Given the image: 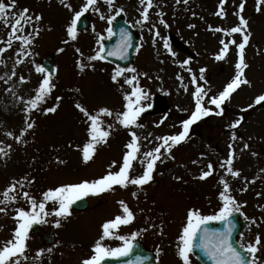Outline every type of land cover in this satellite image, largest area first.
<instances>
[{
    "label": "rangeland",
    "instance_id": "rangeland-1",
    "mask_svg": "<svg viewBox=\"0 0 264 264\" xmlns=\"http://www.w3.org/2000/svg\"><path fill=\"white\" fill-rule=\"evenodd\" d=\"M86 2L17 0V7L10 10V19L15 18L12 14L25 7L30 9L29 14H42L43 17L35 25L40 30L39 36L28 46L13 39L12 47L8 48L6 42L11 29L0 21V47L7 49L5 53H0V59L4 61L0 63V141L3 142L2 146H12L7 157L0 156V194L10 184L27 177L23 189L18 187L14 193L18 195V200L8 205L0 204V207H7L6 212H0V246L12 238L17 227L16 209L30 208L22 191L29 192L39 201L42 193L49 188L104 175L112 161L117 162L113 170H118L132 131L141 137V151L150 150L159 143L155 140L157 136L182 131L181 122L188 119L195 108L192 95L195 85L191 83L192 73L188 68L196 74L198 83L208 91L209 97L218 95L235 75L238 50L234 45H229V52L223 60L215 57L222 47L221 40L228 42L235 39L240 42L242 36L228 35L215 29H230L238 25L239 4L244 2L245 8L241 14L249 21L252 33L245 49L246 63L249 65L245 75L251 83L242 85L222 104L223 114L220 115L216 114L219 109L208 104L206 97L204 105L212 108V113L191 126L186 141L174 147V159L164 156L162 162H157L153 180L148 184L142 187L129 185L127 188L116 185L112 191L89 195L90 207L85 214L71 211V216L67 218L45 217L47 222L41 223L43 229L61 232L65 244L61 250H56L53 245L45 246L41 238L40 241L36 240L30 234L26 251L28 259L22 264L33 261L50 264L51 258L56 255L59 259L53 264H81L84 258L92 254L90 250L102 235L103 223L122 214L120 200L130 206L136 218L131 224L122 225L117 236H130L132 232H138L143 242L157 254L156 264H183L178 255V237L186 223L187 213L193 208L203 215L218 213L223 206L219 197L223 190L221 177L228 181L230 194L235 197L248 223L241 242L247 246L259 234L262 244L255 254L258 257L255 264H264V102L255 104V98L264 94V5L258 12L257 0H226V15L220 16L217 15L220 0L187 3L183 0L179 3L177 0H154L153 8L149 9V21L138 24L137 21L142 20L144 7L140 0H114L112 6L106 0H97L96 5L85 12L91 16V26L86 32L77 33V38L72 40L67 28L75 12ZM69 4L71 8L67 7ZM120 8L124 9L127 21L139 32L141 41L135 64L114 82L111 79L117 68L114 64L99 59L89 61L88 57L96 55L101 48L102 38L109 35L108 17L114 16ZM161 18L166 24L160 23ZM189 25L195 27L190 28ZM24 27L25 31L18 35L33 32V25ZM156 30L159 36H155ZM168 32L175 33L196 53L197 58L183 65L182 62L189 56L168 42L176 53L173 56L164 46L165 40L168 41ZM22 46L31 53L30 56L17 55ZM77 48L80 52L76 51ZM55 50H60L57 70L52 78L55 88L40 108L29 114L24 111L26 101L34 96L45 75L37 72L36 66L40 65V60L46 54ZM18 60L22 63H17ZM80 63L88 66L81 71ZM133 67L135 73L129 71ZM201 68L206 69L204 80L199 79ZM132 75L137 76L135 83L148 94L142 103L152 105L139 117L138 123L144 127L125 128L115 120V116L103 117L105 126L113 124L114 128L108 142L99 145L93 159L85 163L82 148L89 139L88 124L75 104L80 102L91 112L101 107L110 108L114 114L123 111L126 103L124 95L134 87L124 81ZM20 76L25 77L24 82L20 81ZM178 76L183 77V83ZM183 84L188 85L187 91ZM57 97L62 98L57 111L45 114L43 109L57 104ZM250 104L254 107L249 108ZM29 115L35 121V127L24 134V142H17L15 137L20 135ZM241 117L243 119L238 127H229ZM9 131L13 132V136L7 135ZM234 132L236 139H233ZM149 133L152 135L148 136ZM146 136L151 143L143 139ZM245 143L249 145L248 148H244ZM230 144L236 149L233 167L240 170L239 177L227 173L226 168H220L229 155ZM57 157L64 162L59 163ZM209 162L214 166L213 174L207 179H199ZM142 173L143 165L134 162L131 175ZM54 207L49 202L47 210L52 211ZM56 219L61 220L59 227L55 225ZM105 243L108 247H117L122 241L107 238ZM49 248L52 249L50 253L46 251ZM41 249L45 251L38 255ZM67 254L76 255L74 263L65 259ZM190 264H199L191 254Z\"/></svg>",
    "mask_w": 264,
    "mask_h": 264
},
{
    "label": "snow or ice",
    "instance_id": "snow-or-ice-1",
    "mask_svg": "<svg viewBox=\"0 0 264 264\" xmlns=\"http://www.w3.org/2000/svg\"><path fill=\"white\" fill-rule=\"evenodd\" d=\"M141 4L144 5L142 11V20L137 21V23L149 21V9L153 8L154 0H140ZM180 0H177L179 3ZM187 3V0H184ZM63 3V0H61ZM97 3V0H87V2L81 7L79 11L75 12L74 18L72 19L71 24L67 28V34L72 39L77 38V23L80 21L81 17L85 12L89 10L90 7H94ZM106 3L109 6L114 4V0H106ZM226 0H220V7L217 15L225 16L224 4ZM261 5H264V0H257L256 10L261 11ZM17 7V0H0V21L10 27L11 31L9 33V39L7 40V47L11 48L13 39L17 41H22L23 46H28L33 43L35 37H38L40 30L35 25L42 21V14H29L30 9L23 8L18 12L12 14L15 18L10 19V10ZM71 8V5H67ZM245 8V3L241 2L239 4V24L231 27L230 29L217 28L215 31L225 32L228 35L231 34H240L242 39L240 42H237L235 39H231L228 42L224 40L220 41L222 47L219 49L218 54L216 55L217 60H223L229 52V45H234L238 50V60L235 64V75L230 82L226 84L222 91L219 92L216 96H208V91L205 90L204 86L198 83L197 76L192 72L191 68H188V71L192 73L191 83L195 85V91L192 93L195 108L191 113L188 119H185L181 122L182 131L176 134H169L163 136L155 137L156 141H159L154 147L147 151H141V137L135 131L130 133V141L125 145L126 151L122 157V162L119 164L118 170H113L117 162L112 161L109 165V170L102 176L95 179H83L77 183H67L60 186L49 188L42 193V199L39 201L36 197L32 196L27 191H22V195L30 203V208L25 209L20 207L16 209L15 219L18 221L17 227L14 229L12 238L8 239L6 243L0 246V264H22L23 261L28 259L26 255L27 251V241L29 239L30 229L34 224L46 223L45 217L55 216L60 218H67L71 216L72 205L77 201L82 200L89 195H99L106 191L114 190V186L119 185L121 187L127 188L129 185L135 186H144L153 180V173L156 170V165L158 161L162 162L164 156H168L174 159L172 156V151L174 147L180 145L182 142L186 141L189 137V132L191 126L204 116H208L212 113L213 109L206 107L204 105L205 98H208V104L214 105L219 111L217 115L223 114L222 104L228 100L231 95L239 89L242 85L250 84L251 82L247 79L245 75V70L249 67L246 63L245 58V49L250 42L252 36L251 31L249 30V21L241 14ZM96 11H99L98 8H95ZM124 9L120 8L116 15H119L123 12ZM162 16V13L160 14ZM104 18V17H101ZM115 19V16L108 17L109 23ZM161 24H166V21L161 18ZM33 25V32L28 35H18L25 31V25ZM189 27H195L194 25H189ZM212 27L211 25L209 26ZM155 29V25H153ZM152 29H150L151 31ZM108 33L110 35L114 34L111 27L108 28ZM160 33L158 30L155 31V36H159ZM121 39L117 45L108 52L110 56H120L121 59L125 58V54L128 48L132 47V37L131 34L126 29L120 30ZM155 42V39H154ZM21 47L17 55L23 54V56H30L31 53L26 50L25 47ZM165 48L173 56L176 55L175 52L169 47L168 41L164 42ZM6 48L0 47V53H5ZM63 51V49H61ZM77 52H80V49H76ZM104 51L101 47L96 55L88 57V60H104L106 57L101 55ZM191 57L182 62L183 65L189 64ZM0 63H4L0 59ZM17 63H22L18 60ZM88 65L80 63L79 67L81 71L84 70ZM36 71L39 73H45L43 79L39 82L38 87L35 90L34 96L29 98L26 101V106L24 111L31 113L33 110L40 108V105L46 101L47 97L52 93L55 88V84L52 81L51 73L48 72L43 66L37 65ZM132 73L136 72V69L133 67L129 69ZM206 69L201 68L199 70L200 80H204V73ZM125 69L116 68L114 70L111 79L116 82L119 77L124 76ZM16 73L13 71L12 73ZM144 75H147L145 73ZM21 82L25 81L24 76L19 77ZM137 76L132 75L129 78L125 79V84L134 85L131 92L125 93L124 99L126 101L124 105V110L121 112L113 113V111L108 107H101L95 112L88 110L86 106L82 103L77 102L75 108L78 109L83 116L86 118V123L88 124L87 134L88 141L83 145L82 148V159L85 163L92 160L97 147L101 144L107 143L108 138L111 135V132L114 128L113 124H107L105 126V120L103 117H112L115 116V120L125 128L131 126L144 127L143 124H139V117L146 111L147 108H151V104L146 106L142 103L143 100L147 99V93L135 82H137ZM178 79L183 83V77L178 76ZM184 90H188V85L183 84ZM22 99V98H21ZM57 104L52 107L44 108L43 111L45 114L54 113L59 107V101L61 97H57ZM264 102V94H260L255 98V104H261ZM249 108L254 107L253 104L248 105ZM243 117L236 120L229 127L236 128L240 125ZM163 123V120L160 121ZM35 127V121L29 118L25 121V127L21 129L20 135H17L15 139L17 142H24L23 137L25 133H28L29 130ZM8 136H13V132H7ZM152 134L149 133L148 136ZM148 136L143 139L151 143L152 141L148 140ZM233 139H236L235 132L233 133ZM3 142L0 141V156L7 157L11 151L12 146H2ZM79 147V146H78ZM247 143L244 144V148H248ZM229 155L228 157L220 164V168H226L227 173L232 176L239 177L241 175L240 170H234V157L236 149L230 144L229 145ZM163 150V151H162ZM255 155V153H253ZM59 163L64 161L60 160L57 157ZM134 162L140 165H143L142 175L132 176L131 171L134 168ZM195 163V161H194ZM207 170L201 172L199 179L204 180L209 178L214 171V166L211 162L207 164ZM264 171V170H262ZM176 179H180L177 177ZM27 180V177L21 178L20 181L10 184L2 194V199H0V204L8 205L14 203L18 200V195H15L17 188L21 190L24 186V181ZM220 183L223 185V190L220 191L219 197L223 201V206L220 207L218 213L213 215H203L198 209H189L186 217V223L183 226L182 233L179 235L178 240V255L182 259L183 264H190V254L193 252L194 247L202 249L208 259L213 261V264H255V260L258 257L255 255L259 250L262 244V238L258 234L255 237L254 242L248 243L244 249L245 253L252 254V259H247L246 256L237 249L232 240V230L234 227L233 221L230 219L234 212H238L239 205L235 202V197L230 194V185L227 180L223 177L220 179ZM246 190V189H242ZM136 193H133L135 196ZM259 195V193H258ZM51 202L55 207L52 211L47 210L48 203ZM119 204L122 208V214L116 215L113 219L105 221L102 225V235L98 240L95 241L92 254L81 261V264H103V261L106 257H125L128 256L133 251V242L136 237L139 235L138 232H132L130 236L119 235L117 236L118 230L122 225H129L135 220V213L130 208V206L124 201L120 200ZM7 207H0V212H6ZM210 221H227L228 227L226 230H214L207 227ZM253 222L255 220L253 219ZM61 224L60 219L55 220L56 227H59ZM107 238L119 239L122 241V244L117 247H108L105 243ZM45 250H39L38 255L42 254ZM51 252L52 249L49 248L46 250ZM148 259L147 257L137 256L135 260L126 261L125 264H143V261Z\"/></svg>",
    "mask_w": 264,
    "mask_h": 264
},
{
    "label": "water",
    "instance_id": "water-1",
    "mask_svg": "<svg viewBox=\"0 0 264 264\" xmlns=\"http://www.w3.org/2000/svg\"><path fill=\"white\" fill-rule=\"evenodd\" d=\"M88 26V20L85 18L84 21V17L81 20V22L79 23L78 27L80 30L85 29ZM114 27V28H113ZM112 28L115 29L116 35L114 38H109L108 40H106L104 42V51L102 52V55H104L106 57L107 60L112 61V62H117L120 65H127L128 62L132 61L134 59V51L137 49V46L139 44V39H138V35L136 33H134L132 31V28L129 24H127L125 22V20L123 18H119L115 24H112ZM121 29H126L132 37L131 43H132V47L128 48L125 54V58L121 59L120 56H110L108 55V52L111 51L116 45L117 43L120 41L121 36H120V30ZM131 30V31H130ZM52 64H54V54L49 56L47 59V63L45 64V67L49 70L52 69ZM54 67V65H53ZM72 206H74L75 208L78 209H83L86 208L87 206V202L86 200L82 199L80 201H77L75 204H73ZM233 223H234V227L232 230V240L234 242V245L237 247V249L239 251H241L247 259H252V254L250 253H245L244 249L242 248L239 244L238 238L240 233L243 231L242 226L244 225V221L241 218V216L238 213H234L232 215V217L230 218ZM35 226H32V228H34ZM207 227H209L210 229H214V230H226L228 227L227 221H210L207 225ZM47 241H50V238L47 237L46 238ZM142 247V246H141ZM137 243L134 244L133 247V251L132 253H130L128 256L125 257H115L116 259H112L111 264H125L126 261L129 260H135V258L137 256H141V257H145L144 255L146 254L144 249H142ZM195 256L204 264H213V261H211L210 259L207 258V256L205 255L204 251L198 247H194L193 249ZM150 255V259L146 264H152L153 261V256L150 252H148ZM144 254V255H142Z\"/></svg>",
    "mask_w": 264,
    "mask_h": 264
}]
</instances>
